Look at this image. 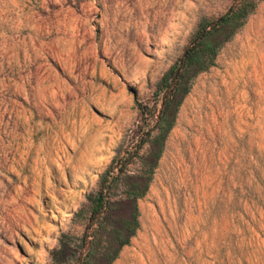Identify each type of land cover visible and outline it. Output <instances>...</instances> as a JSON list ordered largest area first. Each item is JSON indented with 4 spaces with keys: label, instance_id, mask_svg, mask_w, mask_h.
I'll return each mask as SVG.
<instances>
[{
    "label": "rangeland",
    "instance_id": "obj_1",
    "mask_svg": "<svg viewBox=\"0 0 264 264\" xmlns=\"http://www.w3.org/2000/svg\"><path fill=\"white\" fill-rule=\"evenodd\" d=\"M233 1L0 0V264H51L82 235L136 101ZM137 204L112 264H264V0L195 79Z\"/></svg>",
    "mask_w": 264,
    "mask_h": 264
},
{
    "label": "trees",
    "instance_id": "obj_2",
    "mask_svg": "<svg viewBox=\"0 0 264 264\" xmlns=\"http://www.w3.org/2000/svg\"><path fill=\"white\" fill-rule=\"evenodd\" d=\"M261 1L234 0L218 17L199 19L182 54L155 82L151 97L136 101L139 122L131 141L118 148L77 212L84 221L82 235H61L50 253L51 264H112L129 245L140 226L137 203L149 190L184 99Z\"/></svg>",
    "mask_w": 264,
    "mask_h": 264
}]
</instances>
